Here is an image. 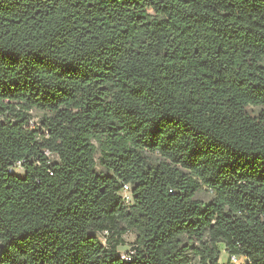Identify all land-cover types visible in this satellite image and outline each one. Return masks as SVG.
I'll return each mask as SVG.
<instances>
[{
	"label": "trees",
	"instance_id": "trees-1",
	"mask_svg": "<svg viewBox=\"0 0 264 264\" xmlns=\"http://www.w3.org/2000/svg\"><path fill=\"white\" fill-rule=\"evenodd\" d=\"M220 245L264 264V0H0V264Z\"/></svg>",
	"mask_w": 264,
	"mask_h": 264
},
{
	"label": "rangeland",
	"instance_id": "rangeland-1",
	"mask_svg": "<svg viewBox=\"0 0 264 264\" xmlns=\"http://www.w3.org/2000/svg\"><path fill=\"white\" fill-rule=\"evenodd\" d=\"M32 115H33V119L31 121V125L36 126V127L41 126V118H42L43 112L34 110L32 111ZM15 171L20 175L24 174V170L21 166H18L15 169ZM197 198L203 201H209L212 199V194L209 190L203 189L202 191L198 193ZM101 240L103 241V244L106 243L105 239L102 236H101ZM135 240H136V234L134 232L131 231L125 235L126 244L119 247L120 253L123 256H126V255L128 256L129 253L133 250V247L135 245ZM220 248H221L220 261L221 263H226L227 262V252L225 250L224 245H220Z\"/></svg>",
	"mask_w": 264,
	"mask_h": 264
},
{
	"label": "built area",
	"instance_id": "built-area-1",
	"mask_svg": "<svg viewBox=\"0 0 264 264\" xmlns=\"http://www.w3.org/2000/svg\"><path fill=\"white\" fill-rule=\"evenodd\" d=\"M122 196L126 204H131L133 202L132 188L129 184H125L123 191H122ZM122 257L127 261L131 260V252L129 253L128 256L122 255ZM227 257L229 261L234 264H246L247 263V258L243 256L233 254V255H227Z\"/></svg>",
	"mask_w": 264,
	"mask_h": 264
}]
</instances>
